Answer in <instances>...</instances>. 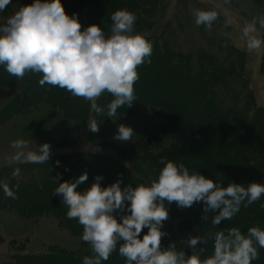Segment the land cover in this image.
<instances>
[{
	"label": "trees",
	"instance_id": "obj_1",
	"mask_svg": "<svg viewBox=\"0 0 264 264\" xmlns=\"http://www.w3.org/2000/svg\"><path fill=\"white\" fill-rule=\"evenodd\" d=\"M256 1L260 3L259 10L264 17V0ZM61 3L66 14L69 16L77 14L82 27L112 23L110 17L118 9L135 13V23L139 22L136 25H139L140 33L149 32L144 35L153 45L151 56L148 58L150 63L138 65L136 71L142 79L145 77L142 74L145 69L156 73L138 85H133L135 100L132 105L118 107L115 115L131 119L135 115L138 116L140 110L143 112L153 108L158 110V114L154 110L156 121L162 122L156 127H150V131L144 130V133L148 131L146 134L148 136L143 140L139 139L141 142L139 141L134 151L129 154L121 153L120 156H116L91 150L61 149L41 164L23 161L0 168L1 181L8 183L10 187L14 183L16 185L13 187L15 199L7 197V201L4 193L0 191V210L11 208L21 213H31L32 216L54 213L61 225L71 228L75 234L83 232V226L76 218L69 219L66 216L68 206L64 204L62 197L57 198L60 194L54 193L58 183L74 182L86 172L87 180L81 186H77V191L82 192L89 188L95 182L96 176H102L101 187H107L105 176L119 173L126 182L121 183L122 188L129 184L135 187L141 183L149 184V177H156L158 169L164 166L160 163L161 159L165 162L171 160L177 164L182 163L190 172L197 171L212 179L214 183L221 182V186H227L229 182L244 186L250 182L264 183V108L257 107L253 92L248 89L247 76L243 69L245 60L241 59L244 54L242 50L230 45L238 54L233 52L220 54L199 46L185 52L171 42L172 35H169V32L158 33L159 25L149 30L148 24L157 19L155 12L161 9L162 0H61ZM217 18L221 24L215 21L217 25L215 28L226 29L219 14ZM4 24L6 23L0 25ZM161 24L170 25V16L164 17ZM216 36L220 40L224 39L222 33ZM214 45L216 47V44ZM41 77V73L28 71L23 77L18 78L7 73L4 66L0 65V86L16 89L18 87L20 94H23L20 98L23 105L20 112L33 106L48 105L55 111L62 110L65 114H71L77 121L83 122L91 111L95 119L88 123V130L93 123L97 126L102 124L98 119L108 112L107 105L114 98L112 94L105 91L97 98L96 103L103 109L98 114L90 107L91 102L83 97L73 96L66 89L47 83L41 86L38 83ZM163 85H173L176 90L177 88L181 90H178V94L169 91L166 96L165 93H161L163 90L161 92L152 90ZM238 87L244 90V98L234 93ZM107 117L108 115L104 120ZM166 122L194 134L196 142L186 148L175 147L154 153L153 150L158 145H153V139L160 140L164 133L172 132L169 125H164ZM96 132L89 130L88 137H93L95 141L98 137ZM145 156L150 162L153 160V168L150 167V170L146 164L144 166L138 164V157ZM15 168H19L20 173L13 177L12 172ZM35 168L39 169L33 171ZM57 177L59 179L55 180ZM40 190H46L50 195L54 193L53 197L37 198ZM262 204L264 195L247 207L242 204L237 214L230 220L221 221L219 225L212 224V219L217 213L209 211L205 214L203 203L200 206L172 209L170 215L163 221L161 230L165 235L161 238V247L166 248L169 244H175L176 251H184L185 255L189 256L193 249L188 246V240L199 235L205 237L207 241L206 244L196 246L197 250L204 248L201 258L210 256L214 245L211 229L218 232L235 227L242 233H246L248 228L254 226L264 229ZM117 219L119 222L118 216ZM146 232V228L142 229L141 237ZM120 243L122 242L118 243L117 250L101 264H110V260L118 258L122 260L118 263L126 264L125 258L118 252ZM258 252L259 258L252 261V264H264V248L258 247ZM85 256L92 257L94 253L80 254L68 248L55 247L48 253L16 254L12 264H82Z\"/></svg>",
	"mask_w": 264,
	"mask_h": 264
},
{
	"label": "clouds",
	"instance_id": "obj_2",
	"mask_svg": "<svg viewBox=\"0 0 264 264\" xmlns=\"http://www.w3.org/2000/svg\"><path fill=\"white\" fill-rule=\"evenodd\" d=\"M11 2L0 0V11ZM193 15L197 26L210 29L218 14L215 10L195 9ZM110 19V32L106 35L101 26L82 27L76 13L66 14L61 0H33L0 25V65L18 78L28 71L41 73V86L47 83L83 97L98 114L103 109L96 100L107 91L114 97L107 105V114L115 115L118 107H130L135 100L133 85L139 79L136 69L150 63L153 45L144 34L134 32L135 13L118 9ZM257 23L264 28V17H253L242 28L249 51L264 45V39L255 35ZM89 128L93 132L98 130L95 123ZM132 135L131 127L120 125L115 138L128 141ZM11 146L16 150L12 157L15 161L41 164L50 158L49 143L27 150L28 141L20 138L12 141ZM160 163L164 166L156 179L134 188H122L119 179L101 187L103 177L96 176L89 188L77 191V186L87 180L86 172L74 182L58 183L54 192L62 195L68 206L66 216L76 218L83 226L81 239L91 245L94 253L92 257H83L82 264H101L117 250L119 242L122 243L118 252L126 264H252L259 258L258 247L264 248V229L258 226L248 228L246 233L235 227L216 232L213 252L204 258V248L197 250L196 246L207 241L199 235L188 240L193 249L189 256L176 251L175 244L162 248L165 232L161 229L168 217L165 201H175L181 208L203 202V212L217 213L212 224L219 225L237 214L242 204L247 207L259 200L264 195V183L250 182L244 186L229 182L221 186V182L214 183L197 171L190 172L182 163L163 159ZM19 173L20 169L15 168L12 176ZM13 187L0 181V191L15 199ZM145 228L147 232L141 237Z\"/></svg>",
	"mask_w": 264,
	"mask_h": 264
},
{
	"label": "rangeland",
	"instance_id": "obj_3",
	"mask_svg": "<svg viewBox=\"0 0 264 264\" xmlns=\"http://www.w3.org/2000/svg\"><path fill=\"white\" fill-rule=\"evenodd\" d=\"M32 2L33 0H12L3 11H0V24L6 23L7 19L18 11L20 7L30 5ZM161 5V9L155 12L157 19L148 24V29H154L159 25L158 33L169 32V35H172L171 42L185 52L199 46L220 54H228L230 52L238 54L235 49L230 48V45L242 50L244 54L241 59L242 61L245 60L243 69L245 76H247L248 89L253 92L255 102L258 104L257 107L264 108V65H262L264 45L260 49L249 51L246 47L245 39L242 37V28L247 22L251 21L253 17L257 19L263 17L259 10L260 3L256 0H230L229 3H224V0H162ZM195 9L215 10L222 18L226 29L222 27L220 29L215 28L217 26L216 22L221 24L218 18L215 20L216 22L212 23L210 29L203 25L195 26V17L193 15ZM81 16L86 17V15ZM169 16L171 24L162 26L161 23L164 17ZM78 17L80 18V16ZM136 24H139V22L134 24V32L140 33L139 25ZM100 26L106 35L109 34L111 23L101 24ZM207 29L210 32L209 34ZM263 29L257 23L255 35L261 39H264ZM147 33L149 32L142 34ZM220 33L224 37L223 40L218 39L216 36V34ZM214 44H216V47ZM155 73L145 69L142 72L145 75L144 79L139 78L134 84L138 85L139 82L146 78L153 77ZM177 89L181 90L180 88ZM152 90H155L154 92L163 90L161 93H165V96L169 91H173L176 94L179 93L173 85H163ZM234 93H238L241 98L245 97L244 90L241 87H238ZM21 96L23 94H20L18 87L16 89L14 87L0 86V145H11L12 141L22 138L28 141L27 150H34L40 144L49 143L50 156L61 149L91 150L116 156H120L121 153L129 154L134 151L133 149L137 143L141 142L140 140L148 136L146 134L150 131V127H156L162 122L156 121V109L154 111L153 108L146 109L149 111L148 113H143L140 110L139 115H135L136 117L134 116L131 119L120 115L109 116L107 112L102 118L98 119L102 124L100 123L98 126L96 132L98 137L94 141L93 137H88L90 130L87 127L88 123L95 119V115L91 111L83 122L77 121L72 118L71 114H65L62 110L55 111L54 108L48 105L33 106L24 112H20L23 107L20 101ZM156 112L158 114V110ZM107 115V119L104 120ZM150 115L151 121L149 120ZM120 125L129 126L133 129V135L130 140L122 141L115 138ZM164 125H169V123L166 122ZM169 127L172 132L164 133L165 135H162L160 140L153 139V145H158L153 150L154 153L157 154L175 147L186 148L196 142L194 134L188 133L181 127H173L171 125ZM144 130H148L147 133H144ZM14 154L15 151L11 150L9 159L0 161V168L25 161L13 160ZM138 158L140 166L146 164L148 170H150V167L153 168V160L150 162V159L146 156ZM144 159H146L145 162L143 161ZM37 169L39 168H35L33 171ZM160 170L158 169V174ZM157 176L149 177L150 182L156 179ZM117 179L121 183H126L119 173L106 175L104 178L105 185L109 186L116 182ZM129 185L133 188L135 187L132 184ZM12 186H16L15 183ZM45 186L47 187L48 184ZM53 194L50 195L46 190H40L37 198L53 197ZM61 197L62 195H59L57 198ZM6 200L8 201L7 197ZM164 203L168 209V215H170L172 209L179 210L175 201L171 202V204L167 201ZM202 203L194 202L193 205L200 206ZM9 209L0 210V264H12L16 254L48 253L55 247L68 248L80 254L93 253L91 245L81 239L83 232L75 234L71 228L66 227L64 224L61 225L60 220L54 213L32 216L31 213H21L15 209ZM210 231L213 235L216 233L213 229ZM110 261V264H120L118 262L122 260L118 258Z\"/></svg>",
	"mask_w": 264,
	"mask_h": 264
},
{
	"label": "crops",
	"instance_id": "obj_4",
	"mask_svg": "<svg viewBox=\"0 0 264 264\" xmlns=\"http://www.w3.org/2000/svg\"><path fill=\"white\" fill-rule=\"evenodd\" d=\"M11 150L16 151L11 145H0V161L9 159Z\"/></svg>",
	"mask_w": 264,
	"mask_h": 264
},
{
	"label": "bare ground",
	"instance_id": "obj_5",
	"mask_svg": "<svg viewBox=\"0 0 264 264\" xmlns=\"http://www.w3.org/2000/svg\"><path fill=\"white\" fill-rule=\"evenodd\" d=\"M148 110H143V113H148ZM149 120L151 121V117H149Z\"/></svg>",
	"mask_w": 264,
	"mask_h": 264
}]
</instances>
